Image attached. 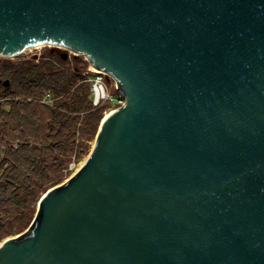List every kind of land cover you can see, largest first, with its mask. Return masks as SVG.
I'll return each instance as SVG.
<instances>
[{
	"label": "water",
	"instance_id": "1",
	"mask_svg": "<svg viewBox=\"0 0 264 264\" xmlns=\"http://www.w3.org/2000/svg\"><path fill=\"white\" fill-rule=\"evenodd\" d=\"M45 45L124 103L0 264H264V0H0V57Z\"/></svg>",
	"mask_w": 264,
	"mask_h": 264
},
{
	"label": "trees",
	"instance_id": "2",
	"mask_svg": "<svg viewBox=\"0 0 264 264\" xmlns=\"http://www.w3.org/2000/svg\"><path fill=\"white\" fill-rule=\"evenodd\" d=\"M46 93L53 105L40 103ZM104 110L94 108L91 84L68 59L59 64L0 59V241L23 229L74 158L82 159L77 133L94 134Z\"/></svg>",
	"mask_w": 264,
	"mask_h": 264
},
{
	"label": "rangeland",
	"instance_id": "3",
	"mask_svg": "<svg viewBox=\"0 0 264 264\" xmlns=\"http://www.w3.org/2000/svg\"><path fill=\"white\" fill-rule=\"evenodd\" d=\"M67 53H68L67 59L71 65V67L78 65L79 68H81V70H82V76H85L88 80L89 76H92L94 73H91L89 71V68L91 65L86 60V58L83 56L76 55L75 53L70 52L63 47H54V46H48V45L38 46L36 48L28 49L24 53H22L16 57H12V58L0 57V59L3 61H9L12 63H18V62H22V61L27 60V61H35L36 63L43 62V61H51V62H54L55 64H59L60 60H62V55L67 54ZM88 72L90 73V75H88ZM104 79H105L106 84L108 86L109 92L112 95L114 103L106 101L100 106V107L105 108L103 115H102V120L109 113H111L113 110L119 108L124 103V99H123L120 91L117 89L115 81L109 76L108 77L104 76ZM119 100H120V102H119ZM40 103H41V101H40ZM53 103H54V101H53ZM41 104H43V103H41ZM43 105H46V104H43ZM83 119H84V115H82V129H84V123H83L84 120ZM102 120H101V122H102ZM100 125H101V123H100ZM100 125L94 134H86V133H84L83 130H82V133L81 132L77 133L76 142L78 145H82V150H84V154L82 155V159L79 161L74 158V160L70 164L68 170L64 171L65 175H64L62 181L59 184H57L56 186L62 185L65 182H67L82 167V165L84 164V162L86 161V159L88 158V156L90 155V153L94 147ZM38 203L35 206L32 215H30L28 217V220H26V222L24 223V228L21 229L20 231L12 233L11 235L3 238L0 241V244L5 239L19 237V236L25 234L30 229V227L32 226L33 222L35 221V218H36L37 213H38Z\"/></svg>",
	"mask_w": 264,
	"mask_h": 264
},
{
	"label": "built area",
	"instance_id": "4",
	"mask_svg": "<svg viewBox=\"0 0 264 264\" xmlns=\"http://www.w3.org/2000/svg\"><path fill=\"white\" fill-rule=\"evenodd\" d=\"M89 71L91 73H94L92 76H89L88 78V81L91 84V97L94 108H99L106 101L114 103L112 95L110 94L108 86L104 79V76L106 77L108 76L105 73L94 69L92 66H90ZM88 75H90L89 72ZM41 103L46 105H52L53 104L52 95L50 93H46L43 100H41Z\"/></svg>",
	"mask_w": 264,
	"mask_h": 264
},
{
	"label": "flooded vegetation",
	"instance_id": "5",
	"mask_svg": "<svg viewBox=\"0 0 264 264\" xmlns=\"http://www.w3.org/2000/svg\"><path fill=\"white\" fill-rule=\"evenodd\" d=\"M64 56H65V55L63 54L62 57H64ZM67 58H68V53H67V55H66V59H67Z\"/></svg>",
	"mask_w": 264,
	"mask_h": 264
}]
</instances>
